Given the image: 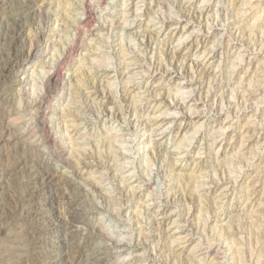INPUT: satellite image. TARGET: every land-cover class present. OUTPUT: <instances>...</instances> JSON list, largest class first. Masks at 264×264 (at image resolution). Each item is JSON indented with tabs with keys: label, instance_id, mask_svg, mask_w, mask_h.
<instances>
[{
	"label": "rangeland",
	"instance_id": "rangeland-1",
	"mask_svg": "<svg viewBox=\"0 0 264 264\" xmlns=\"http://www.w3.org/2000/svg\"><path fill=\"white\" fill-rule=\"evenodd\" d=\"M79 2H83L88 16L85 21L80 22L82 26L76 32L68 20L72 11L69 5ZM109 2L110 0H0V253L13 243L14 238L10 233H19V238L15 240L18 246L29 242L36 245L34 259L37 264H115L117 258L132 250L137 253L147 252L145 257L138 260V264H200L197 257L203 253L199 250L193 252L197 239H202L205 232L218 233L225 220H230L233 224L238 221L241 216L242 197L248 186L247 180H241L235 186L227 187L226 192L221 191V188L225 187L224 184L203 189L208 193L204 205L199 203L198 198L194 199L187 193L179 192L185 185L191 189L197 182L203 184L198 171L205 165L203 162L198 164L195 155L201 141L207 151L211 138L216 140L217 137L227 135L223 127L217 126V121L223 119L219 108L227 105L220 83L214 81L208 71L201 69L196 81L197 91L191 98L190 91L181 82L182 78L187 80L191 77L190 66L199 67L197 63H211L220 50L213 40L217 33L214 31L212 36L197 39L190 31L191 27L188 30L184 28V21L177 25L175 21L165 19L164 12L169 4L182 12L185 20L189 18L185 0H115L113 9L104 15L93 8L95 3L103 10ZM141 4L143 8H138ZM57 8L61 9V20L72 28V32L66 35L73 43L66 51L60 43L63 37L53 32ZM136 15H140L142 21L138 20L132 28L125 29L123 21L127 22ZM109 18L112 23H108ZM191 18L194 21L197 19L195 15ZM13 22L21 23H16V27H19L16 40H13ZM58 28L61 32L65 30L63 23L58 25ZM86 29L89 37L88 47L96 49L91 54V59L88 50L83 48L86 44ZM38 32L43 35L37 38ZM141 36L143 56L131 45L135 42L140 44ZM226 40L227 38L222 45L225 49ZM244 43L247 46L248 42ZM30 47L34 50L28 55ZM109 49L119 58L115 70L120 83L118 99L103 90V78L105 75H111V70L99 68L91 73L88 71L91 60L101 64L107 62ZM81 51L84 54L85 69H82L78 76L71 77L76 88L58 87L57 91L48 97L47 106V115H55L57 109L71 96L73 103L77 99L80 101L77 106L79 114L74 113L70 107L59 133L54 134L52 129L56 126V121L50 126L47 115L43 124L38 121L39 114L44 110V101L40 100L32 106H28L27 101L30 93L38 91L41 87V77L46 71L44 61L49 56L63 53L60 60L61 71L58 72L60 83L64 79L63 69L69 65L74 66L75 58ZM11 52L22 55L23 61L15 64ZM5 58L9 62L7 65L12 66L11 75L8 77L1 71ZM145 62L151 65L152 72L147 78L141 77L138 84L133 83L131 88L132 94L141 91L147 93L137 98L140 106L136 113L129 101L127 81L129 77L135 81ZM177 100L185 104H179ZM21 101L24 103L23 108ZM212 104L217 106L215 114L208 116L206 120L203 115H186L180 119L160 115L165 109L172 111L178 107L184 111L188 106L191 112L200 113V109L205 108L211 111ZM232 111L234 112V109ZM133 113L137 114L138 119L131 118ZM125 114L129 115L127 125L123 119ZM260 118L258 116V119ZM201 120H204L201 127H205V133L201 134L193 145H181L177 152L170 154V148L177 146L178 139ZM167 123H173L171 133L155 141L153 149L147 153L156 166L154 180L134 194L132 204V207L140 201L148 204L144 210L143 221L146 235H141V229L137 227L133 248L129 249L111 241L104 230L120 232L125 225L114 212L115 201L99 186L104 183L105 178L101 175V151L96 142L99 141L107 153L109 147L118 148L119 142L134 133L137 139L132 144V151L136 156V176L127 179L129 186L139 185L144 179L143 170L146 167L143 149L148 140L145 132L150 127ZM36 129L39 131L35 138L32 137V131L36 132ZM105 129L112 133L107 140L102 139ZM65 132L73 136L79 134L85 143L92 146L91 152L80 153L79 166L68 158ZM236 139L239 141V135ZM232 142L235 143V140ZM244 147L245 143L241 140L236 149L230 152L225 144L218 157L213 154L209 162L215 163L218 159L221 167L234 168L244 152ZM178 155L184 156L183 167L173 166L172 157ZM105 158L110 161L118 158V163H122L124 159L119 150L115 156L106 155ZM42 170L49 172L53 177L46 189L32 182L33 172ZM65 170L71 174H66ZM257 172L264 177V169H257ZM156 178L161 182L158 190H154ZM174 190L175 196L168 195ZM32 192H35V195ZM66 195L77 198L75 213L85 220L73 223L69 232L58 225H51L49 214L51 209L52 216L56 214L55 216L68 220L67 214L64 213ZM221 205L222 210L216 214V208ZM173 207L179 209V220H176L174 215H169ZM120 215L123 216L124 212ZM157 243L159 247L154 252L153 246ZM62 249L66 253L56 255L54 260L50 259ZM215 253V248L208 252L205 264H209Z\"/></svg>",
	"mask_w": 264,
	"mask_h": 264
},
{
	"label": "clouds",
	"instance_id": "clouds-1",
	"mask_svg": "<svg viewBox=\"0 0 264 264\" xmlns=\"http://www.w3.org/2000/svg\"><path fill=\"white\" fill-rule=\"evenodd\" d=\"M115 0H110L109 4L101 10L99 6L93 3V8L101 12V15L108 13L113 9ZM185 6L189 9V18L185 20L182 12L169 4L167 11L164 12L166 20L175 21L177 25L184 21L186 30L191 27L192 34L197 38L212 36L216 31L215 40L216 47L219 52L213 57L211 63L199 64V67H191V77L187 80L181 79V82L186 85V88L191 93V98L195 95L198 85V72L203 69L208 71L214 81L221 85V92L227 99V105L219 108V113L223 115L222 120L217 121V126L223 127L227 133L224 137H217L216 140L210 139L209 148L206 151L201 141V146L196 152L197 163H204V167L198 171L203 184L199 182L191 189L185 185L179 189L180 193H187L192 198H198L199 203L204 205L207 201L208 193L203 189H211L214 186L221 188L222 192L227 191V187L235 186L241 180H247V190L242 197V207L240 209L241 216L238 221L233 224L230 220H225L221 229L214 231L212 234L204 233L202 239H197L193 247V252L197 250L203 253L197 257L200 264H205L208 258V252L215 248V256L211 258L209 264H264V177L260 176L257 169H264V0H185ZM72 9L68 20L75 27L76 32L79 31L82 24L88 16V11L83 2L76 5H69ZM127 7V6H125ZM138 8H143L139 5ZM161 8H164L161 6ZM51 11V9H49ZM61 9L57 8L55 12V23L53 32L59 33L63 39L60 43L65 51L72 46L73 41L67 37V33L72 32V28L67 23L61 20ZM195 15L197 19L194 21L191 16ZM142 21L140 15H136L133 19L124 22V28H132L136 22ZM203 21V22H201ZM111 18L108 23H112ZM64 24V31L61 32L58 25ZM73 36L75 33H72ZM158 36V33H157ZM257 37L259 39L257 40ZM121 42L123 43L124 34L121 33ZM227 38V48L222 45ZM84 40L86 44L83 48L88 50L89 58L96 51L94 48H89L88 31L85 30ZM130 39V43H131ZM212 40V41H213ZM67 41V43H65ZM136 41V40H135ZM247 41V46H245ZM143 36H141L140 44L131 45L143 56L141 44ZM212 43V42H211ZM39 55V53H38ZM63 53L52 55L44 61L46 68L45 74L42 75V84L38 91L30 93V98L27 101L28 106L44 101V110L39 114L38 121L43 124L45 115H47L48 97L53 95L58 87L75 89L76 85L72 83L71 77L78 76L84 68L83 51L75 58L74 66L69 65L63 69V81L58 83V72L60 69V60ZM108 60L101 64L91 60V66L88 64V71L91 73L94 69L105 68L111 70V75H105L102 81L103 90L118 99L120 94V83L116 76V68L119 58L113 53L112 49L108 50ZM195 63V61H193ZM181 70L183 64L180 65ZM146 69V70H144ZM152 72L151 65L146 62L140 73L137 74L135 81L132 77L128 78L127 87L129 92V101L136 113L139 111L140 104L137 103V98L147 93L141 91L132 94L131 88L133 83H139L141 77L147 78ZM154 74V73H153ZM175 74V73H174ZM50 78V80H49ZM79 79L77 84H79ZM95 77L93 78V84ZM160 95V93H157ZM179 104L184 105L183 101L177 100ZM80 101L72 102L71 96L66 100L63 106L57 109V114L47 115V120L51 126L53 121H56V126L52 129L53 133H59L61 124L64 123L65 116L71 107L77 115ZM21 107H24L21 101ZM217 106L212 104V110L200 109V113L189 111V106L181 111L178 107L172 111L165 109L160 115H166L174 119H180L187 116L203 115L205 120L208 116L214 115ZM234 109V112L232 111ZM121 111L123 109L121 108ZM136 113L132 114V119H138ZM258 116L261 118L258 119ZM111 119V117H108ZM124 122L129 123V115L123 116ZM95 123V120H93ZM204 120L196 123L194 127L178 139L177 146L170 148V154L177 152V148L181 145H193L205 133V127H201ZM75 127V125H73ZM173 129V123L165 125H156L150 127L146 132L148 142L144 146L146 167L143 170L144 179L139 185L129 186L128 177L136 176V156L132 151V144L136 142V135L130 133L126 139L118 143V148L109 147L107 153L101 147L100 142H96V146L100 148V165L102 167L101 175L105 178L104 183L99 185L104 193L115 201L114 212L117 217L124 222L125 227L120 232L104 229L111 241L118 245L126 246L129 249L133 248V239L137 227L141 229V235H146L144 231V210L148 207L143 201L132 207L134 194L140 190L145 184L151 183L154 180L156 166L148 158V151L153 149L155 141L160 140L166 134H170ZM112 133L107 129L104 131L102 139L107 140ZM237 135L240 139L237 141ZM66 138V146L68 158L79 166V157L82 152H91L92 146L85 143L79 134L73 136L67 132L64 133ZM235 140V143L232 141ZM241 140L244 141V152L237 161L234 168H223L219 165L218 159L215 163H210V158L215 154L217 157L221 148L225 144L228 145L229 151L236 149ZM119 150L123 154V162L118 163V158L113 160L106 159V155L115 156ZM214 150V151H213ZM168 159V157H166ZM173 166H184V156L178 155L172 157ZM66 174L71 173L65 170ZM251 177V179H248ZM161 187V182L156 178V189ZM170 196H175L176 191L168 193ZM124 200L125 202H121ZM159 203V200L156 201ZM126 210V211H125ZM222 210V205L215 210L219 214ZM124 212L121 216L120 213ZM170 216H175L179 220V209L173 207L169 212ZM174 222V221H173ZM14 240L13 243L7 246V249L0 253V264H37L34 259L36 245L32 242L18 246L15 242L19 238V233H10ZM159 247V243L153 246V251ZM147 255L146 251L135 252L129 251L116 259L115 264H138V260Z\"/></svg>",
	"mask_w": 264,
	"mask_h": 264
},
{
	"label": "bare ground",
	"instance_id": "bare-ground-1",
	"mask_svg": "<svg viewBox=\"0 0 264 264\" xmlns=\"http://www.w3.org/2000/svg\"><path fill=\"white\" fill-rule=\"evenodd\" d=\"M10 5H12V4H10ZM23 9H25V8H23ZM17 11V10H16ZM40 12V11H39ZM42 14H43V12H42ZM41 15V14H40ZM48 15V14H47ZM43 16V15H42ZM39 17V16H38ZM41 17V16H40ZM44 17V16H43ZM48 17V16H47ZM46 17V18H47ZM34 18V17H33ZM43 19V18H42ZM16 20V19H15ZM32 20V19H31ZM17 21V20H16ZM47 21V20H46ZM15 23V24H14ZM16 23L17 22H13L12 24H14L13 25V40H16L17 38H18V33H17V31H18V28L16 27ZM10 24V23H9ZM17 24H19V23H17ZM21 24V23H20ZM19 24V25H20ZM24 24V23H23ZM9 26H11V25H9ZM101 29V28H100ZM107 29H108V27H107ZM10 30H11V27H10ZM9 30V31H10ZM20 30H21V28H20ZM19 30V31H20ZM12 32V31H11ZM20 33V32H19ZM23 33V32H22ZM39 33V32H38ZM21 34V33H20ZM37 35V34H36ZM43 34L40 32L39 34H38V36H37V38L38 37H41ZM10 40V39H9ZM40 40V39H39ZM37 41V40H36ZM143 44V43H142ZM145 44V43H144ZM29 47V46H28ZM18 48H20V47H18ZM10 49V48H9ZM8 49V50H9ZM29 49V52H28V55L30 54V52H32L34 49L32 48V47H30V48H28ZM147 49V48H146ZM15 50H17V49H15ZM9 52V51H8ZM12 53V52H11ZM10 53V54H11ZM9 56V55H8ZM21 56V57H20ZM27 56V55H26ZM11 57H12V60H13V62L15 63V64H18V63H21V61H23V58H22V55H19V54H17V53H12V55H11ZM25 57V56H24ZM6 59V60H5ZM4 59V63H2V64H4L3 66L1 65V71H3L4 73H3V75H5V76H10L11 75V70H12V66L11 67H9L7 64L9 63L8 62V59L7 58H5ZM9 60L11 61V58H9ZM179 61V60H178ZM12 65V64H11ZM196 67V66H195ZM15 72V71H14ZM2 79H4L3 77H2ZM6 80L8 81V78H6ZM5 80V81H6ZM10 81V80H9ZM10 98V97H9ZM7 100V99H6ZM5 100V101H6ZM4 102V101H3ZM9 103V102H8ZM15 103V102H14ZM13 103V104H14ZM176 103V102H175ZM178 103H176V105H177ZM175 106V105H174ZM117 114H119V113H117ZM114 114H112V116H113ZM115 116V115H114ZM162 123V122H161ZM160 125V124H159ZM42 129V128H41ZM40 129V130H41ZM33 130V129H32ZM28 131V130H27ZM38 131L39 130H37L36 129V132L35 131H32V137H37V133H38ZM29 133V132H28ZM27 133V134H28ZM41 133V132H40ZM38 139V138H37ZM41 139V138H40ZM34 168V167H33ZM41 170V169H40ZM40 172V173H39ZM53 181V177H52V175L49 173V172H44L43 170L42 171H38L37 173L34 171L33 172V174H32V182L35 184V185H38L39 187H41V188H44V189H46L47 187H48V185L51 183ZM57 182V181H56ZM53 183H55V182H53ZM28 184V183H27ZM68 185V184H67ZM69 186V185H68ZM93 188V187H92ZM73 189H75V188H73ZM32 190H34V189H32ZM30 193V192H29ZM32 193H34V195H35V192H32ZM44 193V192H43ZM67 194V193H66ZM70 194V193H69ZM97 194V193H96ZM33 195V194H32ZM39 196V195H38ZM57 196V195H56ZM24 197V196H23ZM26 197V196H25ZM29 197V196H28ZM64 197V196H63ZM50 199V198H49ZM63 199V198H62ZM52 201H53V199H52ZM64 202L66 203V206H65V211H64V213L65 214H67V216H68V220H66V219H64L63 217H57V216H52L51 214H52V211H51V209H50V212H49V214H50V220H51V225H58L59 227H61V228H63L64 230H69V229H71V227L74 225L73 223H75L76 221H85L82 217H80L79 215H77V213H75V208H74V205H75V203L77 202V198L75 197V196H73V195H66L65 197H64ZM55 205V204H54ZM24 206V205H23ZM36 206H37V204H36ZM22 207V206H21ZM46 207V206H45ZM44 207V208H45ZM51 207V206H50ZM26 208V207H25ZM52 208V207H51ZM28 210V209H27ZM34 210V209H33ZM26 212V211H25ZM29 212V211H28ZM34 212H36L35 210H34ZM27 213V212H26ZM28 214V213H27ZM41 214V213H40ZM60 215V214H59ZM28 216V215H27ZM34 216H35V214H34ZM36 216H37V214H36ZM37 218V217H36ZM47 219V218H46ZM48 220V219H47ZM31 221V220H30ZM86 222H87V220H86ZM32 224V223H31ZM43 225V224H42ZM78 226V225H77ZM88 226V225H87ZM50 229V228H49ZM0 230H1V228H0ZM69 232V231H68ZM92 232V231H91ZM71 234V233H70ZM92 234V233H91ZM31 237H33V236H31ZM40 239V238H39ZM57 240V239H56ZM80 241V240H79ZM74 243V242H73ZM67 245V244H66ZM70 245V244H69ZM76 245V244H75ZM88 245V244H87ZM64 246V245H63ZM67 247V246H66ZM70 248V247H69ZM77 248V247H76ZM94 251V250H93ZM64 253H66V252H64V249H62V250H59L53 257H51L50 259L52 260H54L55 258H56V255H62V254H64ZM100 257V256H99ZM96 260V259H95ZM58 261V260H57ZM93 261V260H92ZM97 262V261H96ZM45 263V262H44ZM100 263V262H99ZM39 264V263H38Z\"/></svg>",
	"mask_w": 264,
	"mask_h": 264
}]
</instances>
